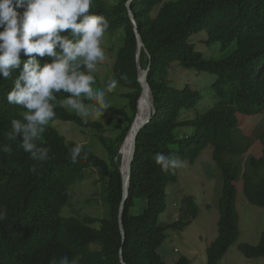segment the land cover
Returning <instances> with one entry per match:
<instances>
[{
    "label": "trees",
    "instance_id": "1",
    "mask_svg": "<svg viewBox=\"0 0 264 264\" xmlns=\"http://www.w3.org/2000/svg\"><path fill=\"white\" fill-rule=\"evenodd\" d=\"M127 1L93 0L90 8L93 14L108 20L106 32H123L112 77L126 90L123 96L127 106H109L108 119H88L87 123L71 110L57 107L52 120L71 121L92 131L106 158L83 144L86 158L82 153L73 162L70 149L76 142L66 141L46 127L39 142L50 149L49 159L40 164L33 161L19 146V137L15 141L7 139L11 120H22L25 109L9 104L6 95L28 57L21 52L20 68L11 78L0 75V146L12 147L10 154L0 150V210L6 212V218L0 220V264H57L62 256L73 264H168L158 253L167 230L182 231L196 218L199 208L193 197L183 198L179 209L184 216L161 223L167 188L176 182L179 169L162 171L154 160L157 152L193 163L203 150L212 148V160L223 184L217 236L206 248L207 264H224L222 257L239 238L236 182L242 181V192L249 203L264 208V142L263 154L250 156L241 171L239 158L248 151L252 139L241 133L238 119L239 114H264V0H132L130 11L145 47L138 58ZM201 30L207 32V45L219 42L228 48L234 43L235 48L220 59L205 57L188 43L189 37ZM36 58L42 65L52 60ZM173 62L216 76L211 90L218 102L213 108L192 119H180L182 109L192 110L201 93L190 84L169 86L165 75ZM138 65L149 68L155 114L137 136L124 205L123 238L118 220L123 188L118 151L135 118L142 90ZM67 96L57 94L58 100ZM89 102L84 100L85 105ZM114 117L119 119L115 121ZM182 127L192 131L186 136L176 135ZM109 129L119 133L108 135ZM259 139L263 141L262 136ZM33 166L36 172L31 171ZM87 171L99 177L105 212L101 217L65 215V207L72 206L75 187L85 180ZM137 198L142 199L141 210L131 215ZM238 249L249 259L264 258V231L257 244L240 243ZM175 264H191V260L182 255Z\"/></svg>",
    "mask_w": 264,
    "mask_h": 264
},
{
    "label": "clouds",
    "instance_id": "2",
    "mask_svg": "<svg viewBox=\"0 0 264 264\" xmlns=\"http://www.w3.org/2000/svg\"><path fill=\"white\" fill-rule=\"evenodd\" d=\"M92 3L93 0H0V29H2L0 30V75L4 78H11L12 73L20 68L21 52L28 57L23 61V67L20 69L18 76L15 77L13 86L6 95L9 104L18 105L25 109L21 114L22 120H11V131L8 133L7 139L15 141L19 137L21 141L19 146L24 152L29 153L31 159L38 164L49 159L50 149L39 142L46 127L57 132L66 141L76 142L69 139L67 134L62 133L58 126L72 125L75 128H80V126L71 121H52L56 117L55 109L57 107L74 111H71V113L79 115L85 123L88 122V119L102 117L105 110L109 108V104L105 100L106 91L111 92L116 87L117 81L115 79L111 80L106 89H94L92 87L96 83L94 73L98 70V65L106 59L102 40L109 29V22L103 15L93 14L90 11ZM20 9H23V11H19ZM128 9L130 14V8ZM143 49L145 50V47ZM221 49L226 48L221 46ZM37 56L51 57L52 60L42 65L37 60ZM138 67L140 66L138 65ZM141 70L146 69L141 68ZM61 92L67 93L68 96L63 100H58L57 94ZM151 98L153 99V94ZM85 99L95 101V103L86 106ZM151 107L152 111H149L150 119L144 121L146 124L155 114L154 99ZM126 138L125 136L118 151L121 159L119 167L121 178L123 177L121 148H123ZM83 144L76 142L71 147L70 157L73 162L81 158L82 153L85 154L84 158H86ZM0 150L10 154L12 147L2 145ZM154 160L165 172L184 167V162L174 154L166 155L163 152H157L154 155ZM31 171L36 172L37 168L33 166ZM101 216L102 214H99L94 217ZM5 218L6 212L0 210V220ZM122 237L124 238V228ZM57 264H73V262L67 256H62Z\"/></svg>",
    "mask_w": 264,
    "mask_h": 264
},
{
    "label": "rangeland",
    "instance_id": "3",
    "mask_svg": "<svg viewBox=\"0 0 264 264\" xmlns=\"http://www.w3.org/2000/svg\"><path fill=\"white\" fill-rule=\"evenodd\" d=\"M108 2L112 3V0H108ZM156 9L155 11H157ZM206 41L207 35L204 30L192 34L188 39V43L193 46L194 50L210 59H220L235 48L234 43L226 49H221L219 42L207 45ZM122 45V30L105 33L102 47L105 50L106 59L98 65V70L94 73L98 78V82L92 85L94 89H106L107 84L113 80L112 66L114 58ZM165 80L171 87H182L186 83H190L192 88L197 89L201 93V99L197 102L195 108L192 110L182 109L180 119H192L196 115H201L218 102L211 90V85L215 80L214 75L202 73L198 70L184 69L178 63L173 62L166 69ZM125 92L124 88L116 84V87L111 92L106 91L105 100L111 107L125 108L127 106V100L123 96ZM94 103L95 101H90L88 105ZM147 105L149 103L144 101L143 106ZM151 105L148 106L149 111H152ZM139 112L141 117L143 113L141 110ZM110 116V112L105 110L102 117L93 120L102 121ZM118 119L119 117H114L115 121ZM238 119L241 133L251 136L250 138L253 140H251L248 151L239 158L241 171H243L250 156L259 157L263 154L264 114L256 116L239 114ZM58 127L62 133L68 135L69 139L80 144L85 143L95 154L100 157H106V151L104 152L103 146L101 147L102 144L89 129L75 128L72 125H59ZM191 131L192 128L182 127L176 130V135L186 136ZM118 133V130L109 129L108 135L114 136ZM259 136H262L263 141L259 139ZM127 152L128 146H123L121 153L123 159L126 158ZM183 162L184 167L179 169L176 182L168 186L166 208L160 217L161 223L173 222L175 218L184 216L179 208L183 206L180 201L186 197H193L199 212L196 218L182 231L167 230L166 239L158 249V253L165 263L168 264H175L182 255L187 256L191 260V264H207L206 248L217 236L218 201L222 195L223 179L221 172L216 168L212 160V148L210 146L203 150L199 158L193 163L189 161ZM235 185L238 189L236 209L239 214L240 235L222 257L221 263L264 264L263 257L249 259L238 249V244L240 243L252 245L258 243L260 235L264 231V208L256 207L248 202L242 192V181L239 180ZM101 192L99 177L87 171L85 180L75 187L72 206L70 208L65 207L64 214L76 216L79 213L77 217L80 213L92 216L104 214L105 206ZM141 200V198L136 199L137 204L131 209V215L140 212L141 206L139 202ZM143 205L145 204L143 203Z\"/></svg>",
    "mask_w": 264,
    "mask_h": 264
},
{
    "label": "water",
    "instance_id": "4",
    "mask_svg": "<svg viewBox=\"0 0 264 264\" xmlns=\"http://www.w3.org/2000/svg\"><path fill=\"white\" fill-rule=\"evenodd\" d=\"M130 3L131 2H129V0H128V3H127V7L128 8H130ZM129 17L132 20V23L134 25V30H135V34H136V38H137V56H138L140 49L144 48V45H143L141 36L138 33V31H137V27H136V24L134 22V16H133V14L131 12L129 14ZM148 71H149V69L141 70V68L138 67V76H139V81H140V84H141V87H142V91H141L140 98L138 100L137 113H136L135 119H134L133 123L131 124L130 130L128 131V133L126 135V137H127L129 134H131L132 135V139H131L130 144H129L130 154H129V158H128V162H127L126 177H125L124 174H123V177H122V180H123V199H122V202H121V205H120V208H119V216H118L119 227H120V231H121L122 234H123V227H122L123 207H124V204H125V200H126V198L128 196L129 176H130V170H131L130 163L133 160V157H134V154H135L137 135L140 132V130L143 128V126L146 124L144 121H146V120L148 121L150 119V112L148 111V113H146V115L142 116L143 120H140V122L138 123L137 126H135L136 125L135 122H136V120L138 118V114L140 113L139 111H140V105L142 103V100H145L148 103H152L153 104V99L151 98V100L149 101L148 98H147L146 92H145L146 88H148V90L150 91L151 97H152V92H151V90L149 88L148 81H147ZM139 117H140V115H139ZM133 126H134V128H133Z\"/></svg>",
    "mask_w": 264,
    "mask_h": 264
},
{
    "label": "bare ground",
    "instance_id": "5",
    "mask_svg": "<svg viewBox=\"0 0 264 264\" xmlns=\"http://www.w3.org/2000/svg\"><path fill=\"white\" fill-rule=\"evenodd\" d=\"M146 95H147V98H148V100L150 101V99H151V97H150V91L148 90V88H146ZM145 100H142V103H141V105H140V110H141V112L143 113V115H146L145 113H147V111H149V109H148V106H150V103H149V105H147V106H143V102H144ZM147 110V111H146ZM146 111V112H145ZM139 115V114H138ZM142 115V116H143ZM142 116L139 118V116H138V118H137V120H136V125L135 126H137L138 125V123L140 122V120H143V118H142ZM133 128H134V126H133ZM131 139H132V135L131 134H129L128 136H127V138H126V141L124 142V146H128V152H127V156H126V158L125 159H123V164H122V168H121V170H122V172H123V174L124 175H126V172H127V162H128V158H129V154H130V149H129V144H130V141H131Z\"/></svg>",
    "mask_w": 264,
    "mask_h": 264
}]
</instances>
